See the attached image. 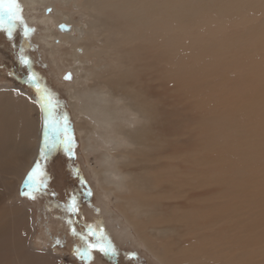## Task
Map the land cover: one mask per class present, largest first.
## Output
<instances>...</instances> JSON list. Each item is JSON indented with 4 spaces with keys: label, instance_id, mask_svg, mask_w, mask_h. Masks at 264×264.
Returning <instances> with one entry per match:
<instances>
[{
    "label": "bare ground",
    "instance_id": "bare-ground-1",
    "mask_svg": "<svg viewBox=\"0 0 264 264\" xmlns=\"http://www.w3.org/2000/svg\"><path fill=\"white\" fill-rule=\"evenodd\" d=\"M25 1L26 4L40 2V6L56 7L53 0ZM55 1L71 8L57 10L56 16H45V20H41L45 25L43 39L59 72L72 69L76 80L80 82L83 79L88 89L103 85L108 89L104 92L128 99L127 104L131 107L130 112L125 111L128 116L120 117L118 121V113L115 116L112 112L110 117L105 115L109 110L101 104L108 98L100 94L101 90L96 92V96H91L95 101L89 99L87 112L91 109L97 115L95 119L106 123L110 134L106 132L108 136H103L101 143L90 136L83 111L78 116L77 129L82 133L81 147L86 160L97 153L91 177L111 201L113 209L119 212L159 264H254L258 256L264 255V232L249 233L244 241H240L238 231L232 225H222L208 232L214 222H225L226 217L223 216L230 214V205L219 208L218 217H210V211L204 210L206 205L185 212V201H178L185 191L186 177L184 181L181 179L184 167L178 161L180 158L173 155L182 154L186 144L180 142L165 152L162 146L165 139L181 141L183 135V128L177 129V123L169 125L166 130L167 109H172V106L174 110L186 111L189 107L181 100L194 96L189 84L179 97L180 74L177 73L174 79L169 78L167 54L174 56L181 51L184 12L189 17L197 18L203 10L201 4H195L199 0H187L184 8L178 0ZM245 5V2L242 3L241 8ZM218 14L221 18V13ZM76 15H79L78 19ZM51 23L54 28H51ZM59 23L71 24L73 31H56ZM53 36L57 37V41H49ZM258 36H264V27L254 32L253 37ZM248 44L255 46L253 38L248 40ZM214 66H217L215 62L206 63L198 72L205 75L210 71L209 75L217 76ZM249 71L252 72L251 69ZM235 78L226 74L219 77L220 80ZM70 87L81 89L72 83ZM13 89H19L22 94L17 95ZM258 92L255 91V99L250 98L249 103H243L244 106L229 107L224 115L230 123L246 125L251 131L248 137H242L241 144H235L239 148H236L238 155L234 156L258 155L257 160L262 161L264 146L261 151L255 152L252 134L259 135L261 139L264 126L258 124L251 129L253 122H250L259 116L264 117V93L257 95ZM33 101L30 94L20 87L0 84V264H74L64 260L55 250L34 246L32 237L36 233V226L33 211L26 200L19 196L22 177L38 157L42 137V113ZM236 114L244 122L235 121ZM133 115L137 118H131ZM114 117L116 121L110 123ZM257 123L262 122L259 119ZM228 145H232V142L226 138L224 146ZM154 148L157 151H153ZM213 155L220 157L218 166L222 178L227 173L223 162V156L227 154L225 151H214ZM213 155L206 162L204 160L207 169H210L207 165L215 166L218 163ZM243 160L247 162L250 159H242L241 166L250 165ZM140 162L145 165L140 166ZM188 173L192 175L189 176L191 181L194 180L199 187L196 169ZM203 176L211 179L216 173L206 171ZM256 176L240 182L241 185L237 183L247 189L246 194L255 198L254 202L264 198V174ZM207 193L210 195L214 192L197 191L190 196H205ZM261 223L255 222L254 225ZM195 226L196 231L202 232L200 236L192 232ZM242 254L244 257L240 259Z\"/></svg>",
    "mask_w": 264,
    "mask_h": 264
},
{
    "label": "rangeland",
    "instance_id": "rangeland-1",
    "mask_svg": "<svg viewBox=\"0 0 264 264\" xmlns=\"http://www.w3.org/2000/svg\"><path fill=\"white\" fill-rule=\"evenodd\" d=\"M171 1L174 2V0ZM178 1L182 3L183 8L186 7L187 0ZM53 2L56 4V9L46 4L40 6V2L26 4L25 0H19L24 21L33 29L27 38L23 37L22 30L18 29V27L13 32L11 39L0 29V84L9 83V85L20 87L35 99L36 93L33 87L24 82L26 71L17 60L20 48L23 46L25 54L32 61V70L40 78V85L49 90L53 99L59 102L60 110L66 111L71 120L76 134L75 156L73 158L80 167L83 178L91 188L93 195L90 199L84 198L82 201L79 198L80 189L75 186L68 169L73 159L70 160L66 156L64 158L60 154L53 153L48 156L47 160H42L40 163L41 168L46 173L44 178L46 191L37 192L34 200L19 195L26 200L33 211L36 233L32 237V242L39 249L46 247L59 252L64 260L74 264H85V262L80 261L74 255V249L79 245L80 241L78 237L72 234L71 229L75 228L77 232H80L83 231L87 224L96 225L102 223L105 231L109 234L110 239L119 251L116 264H159L145 249L119 212L115 208L113 209L112 204H110L111 201L105 196L104 191L99 187L96 180L92 179V166L95 164L97 153L90 155L89 160H86L81 147L82 133L77 129L78 116L83 111V114H85L84 119H86L90 128V136L97 139L98 143H101L103 136L107 137L110 135L107 132L108 126L106 123H101L95 119L97 115L95 116L91 109L87 112L89 99L94 102L95 99L91 96H96V92L101 90L100 94L104 98H108L101 104L103 108L109 110L108 114L106 113L105 115L110 117L112 112H114V115L118 113V121L121 119L120 117L126 118L128 116L126 112L131 110V107L127 104L129 100H123L118 97L119 95L113 97L110 92H104L108 91V89L103 85L95 87L96 89H88L82 81L83 79L80 82L76 80L72 69L67 68L59 72L50 55L49 46L45 44L43 39V28L45 25L41 20H45V16H56L57 10H69L71 8L63 7L55 0ZM244 2L246 3L245 8H241ZM195 4H201L203 10L197 18L189 17L188 13L184 12L181 23V51L174 56L166 53L169 78L174 79L177 73L180 74L181 90L179 97L183 88L189 84L192 85L194 96L190 99H180L183 104L184 102L187 103L189 109L186 111L174 110L172 106V109H167L166 130L169 125L177 123V129L183 128V135L180 138L181 141L175 138L165 139L162 142V146L165 152L170 146L177 145L180 142L186 144V149L182 154L173 155L175 158H180L178 161L184 167V174H181L182 181L186 177L185 191H183L182 197L178 200L185 201L186 207L183 210L187 212L194 207L206 205L204 210L210 211V217H218L219 208L230 205V214L223 216V218L226 217L225 222H220V220L214 222L209 226L208 232L222 225H232L238 231L240 241H244V238L248 237L249 233L264 232V198L254 202L255 198L246 194L248 193L247 189L238 186L237 183L241 185L242 181L246 179L251 180L253 177H257L256 175L258 174H264V160L258 161V155L234 156L235 154L238 155L236 148L239 147H236V145L241 144L242 137H248L251 131L246 125L230 123L224 113L229 107L244 106L249 103L248 100L254 98L258 91L257 95H260V92L264 93V66L260 65L264 64V36L253 37L255 31L264 27V2L255 0H216V2L208 3V0H199ZM234 4L236 5L232 9H227ZM240 8V12H237ZM218 13H221V18ZM75 17L78 19L79 15ZM79 24L85 25L83 22ZM69 25L72 27L71 24ZM52 27L53 24L51 23ZM55 30L60 33H66L59 31L57 26ZM76 35L78 36L79 34L77 33ZM55 38L57 37L53 36L49 41L52 42L53 39L57 41ZM251 38H253L255 46L248 44V40ZM204 53L211 55H205ZM213 62L217 65L214 66V69L217 70V76L209 75L210 71L208 70L205 75L198 72L204 68L206 63L209 65ZM222 62H227V64ZM258 66L259 68H257ZM250 69L252 72L249 71ZM8 73H12V75L9 76ZM192 73H194L193 76ZM67 74H71V79L64 78ZM221 74L236 76L237 80L236 78L220 80ZM71 83L80 86L81 89L70 87ZM93 91L95 93H92ZM173 93V90H171V94ZM244 102L246 103L243 104ZM124 118L122 121H124ZM131 118L137 117L133 115ZM259 119L262 123L256 124ZM234 120L244 122L240 120L238 114L235 115ZM115 121V117L112 120L110 119V123ZM250 122L255 123H252L251 129L261 124L264 126V117L259 116L258 119H252ZM252 135L255 141L254 150L259 152L264 146V136H261L260 139L259 135ZM226 138L231 139L232 145L224 146ZM153 151H157V149L154 148ZM214 151H225L228 155L226 157L223 156L227 173L222 178H220L218 166L220 157L218 155L214 156ZM149 152L150 150L147 153ZM210 155L217 158L218 163L215 166L207 165L210 168L207 169L206 165H204V160L206 162ZM246 158L250 160L247 162L246 160L243 161L246 164L250 163V165L241 166L243 163L242 159ZM139 165L144 166L145 163L140 162ZM127 168L131 167L127 166ZM194 168L196 169L195 174L199 176L197 180L200 183L199 187L189 177L192 175L188 172H193ZM206 171L214 172L216 176H211V179H205L203 173ZM197 191H211L214 193L210 195L208 193L204 194L205 196L195 194L191 198L190 194ZM73 194L78 195L79 212L75 215L69 214L62 207V205L67 204L69 197ZM255 222L262 223L254 225ZM196 229L197 226L192 232L200 236L202 232L196 231ZM235 229L232 227V230ZM57 240H59V243H56ZM130 253L134 255L129 256L128 254ZM243 255H241L240 259H243ZM88 264H113V261L110 257H103L98 252H94L93 259ZM254 264H264V255L258 256Z\"/></svg>",
    "mask_w": 264,
    "mask_h": 264
},
{
    "label": "snow or ice",
    "instance_id": "snow-or-ice-1",
    "mask_svg": "<svg viewBox=\"0 0 264 264\" xmlns=\"http://www.w3.org/2000/svg\"><path fill=\"white\" fill-rule=\"evenodd\" d=\"M17 27L22 30V35L25 38L33 31L24 21L19 0H0V29L11 39ZM61 27L66 29L67 25H61ZM17 60L26 71L24 82L33 87L36 93L33 102L39 105L42 113V137L39 144V158L34 161L30 169L24 174L21 187L18 189L21 197L34 200L37 192L46 191L44 179L46 173L41 168L40 162L47 160L49 155L57 152H63L67 157L73 158L75 156L76 140L67 112L61 111L59 102L53 99L52 94L46 87L40 85V78L32 70V61L25 54L23 46L20 48ZM8 75L11 76L12 73H8ZM64 78L71 79V74H67ZM12 91L17 95L22 94L19 89H13ZM79 183L82 186L78 194L79 198L90 199L93 193L87 182L83 178H79ZM78 195H71L67 204L62 205L71 215L79 212ZM71 231L80 241L79 245L74 249V255L80 261L88 264L93 259V253L98 252L103 257H110L113 264H116L119 251L110 239L109 234L105 231L102 223L96 225L87 224L83 231L80 232H77L75 228H72ZM56 243H59V240ZM128 255L133 256L134 254L130 253Z\"/></svg>",
    "mask_w": 264,
    "mask_h": 264
},
{
    "label": "flooded vegetation",
    "instance_id": "flooded-vegetation-1",
    "mask_svg": "<svg viewBox=\"0 0 264 264\" xmlns=\"http://www.w3.org/2000/svg\"><path fill=\"white\" fill-rule=\"evenodd\" d=\"M18 29H20L18 27ZM74 130V129H73ZM74 137H75V140H76V134L74 132ZM57 154H60L62 155L64 158H65V154L63 152H57ZM67 158V156H66ZM69 158V157H68ZM70 160H72V163L69 165V172H70V177L72 178V180L74 181V184L77 188H79L81 190V185L79 183V178H83V173L80 169V167L78 166V164H76V162L74 161V158H69ZM79 177V178H78ZM83 180L85 181V179L83 178ZM88 185V184H87ZM84 198H81V201L83 200ZM91 202V201H89ZM87 202V203H89Z\"/></svg>",
    "mask_w": 264,
    "mask_h": 264
},
{
    "label": "water",
    "instance_id": "water-1",
    "mask_svg": "<svg viewBox=\"0 0 264 264\" xmlns=\"http://www.w3.org/2000/svg\"><path fill=\"white\" fill-rule=\"evenodd\" d=\"M61 25H67V28H62ZM57 29L61 32H71L72 30V27L69 25V24H66V23H59L57 24Z\"/></svg>",
    "mask_w": 264,
    "mask_h": 264
}]
</instances>
